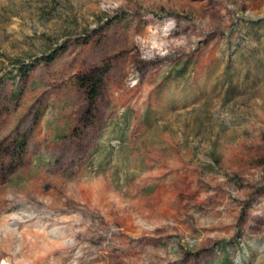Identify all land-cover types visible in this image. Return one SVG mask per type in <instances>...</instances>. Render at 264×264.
Masks as SVG:
<instances>
[{"label":"rangeland","instance_id":"obj_1","mask_svg":"<svg viewBox=\"0 0 264 264\" xmlns=\"http://www.w3.org/2000/svg\"><path fill=\"white\" fill-rule=\"evenodd\" d=\"M0 264H264V0H0Z\"/></svg>","mask_w":264,"mask_h":264},{"label":"trees","instance_id":"obj_2","mask_svg":"<svg viewBox=\"0 0 264 264\" xmlns=\"http://www.w3.org/2000/svg\"><path fill=\"white\" fill-rule=\"evenodd\" d=\"M55 55H56V53L51 54V55L48 57V59H49V60H52V59L54 58ZM28 71H29V68H28L26 65L22 64L21 67H20L19 70H18V73H19L20 76H25V75L27 74ZM89 81L92 82V84L96 85L97 82H98V79H91V80L89 79ZM24 146H25L24 141H23V142L21 141V142H19V143L16 144V152H17L20 156H21V155L23 154V152H24Z\"/></svg>","mask_w":264,"mask_h":264}]
</instances>
